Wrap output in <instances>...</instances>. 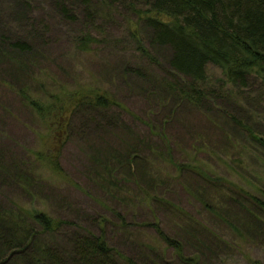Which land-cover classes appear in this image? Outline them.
I'll return each mask as SVG.
<instances>
[{"label": "rangeland", "instance_id": "rangeland-1", "mask_svg": "<svg viewBox=\"0 0 264 264\" xmlns=\"http://www.w3.org/2000/svg\"><path fill=\"white\" fill-rule=\"evenodd\" d=\"M22 2L0 0L2 33L33 42L29 53L0 49V203L17 202L95 233L102 223L108 242L129 254V241L157 247L151 223L158 221L184 241L186 252H204L210 264H264V217L232 208L228 187L207 186L197 173L264 190V154L251 140H231L239 129L223 115H208L187 101L176 106L166 97L171 52L147 43L137 12L148 7L135 0H92L94 11H85L76 0H65L62 14L51 0H28L31 9L22 14ZM130 32L141 35L147 53ZM222 75L208 67L212 83ZM86 86L108 91L121 106L99 112L115 119L111 124L98 114L75 116L60 155L61 176L35 157L38 150L49 153L53 135L18 91L48 100V94ZM241 105L254 117L251 125L264 132V102ZM130 152L135 170L126 163ZM203 199L228 211L233 222L205 211Z\"/></svg>", "mask_w": 264, "mask_h": 264}, {"label": "trees", "instance_id": "trees-1", "mask_svg": "<svg viewBox=\"0 0 264 264\" xmlns=\"http://www.w3.org/2000/svg\"><path fill=\"white\" fill-rule=\"evenodd\" d=\"M76 1L84 6L85 11L93 9L92 0ZM135 1L148 7L144 12H137L148 29L147 43L168 47L171 52L170 68L166 71L168 77L163 80L168 90L165 96L174 98L176 106L180 101H187L207 114L212 113L214 117L216 113L223 115L239 129H234L236 136L231 137V140H251L256 149L258 147V151L264 154V132L258 128L257 122L255 126L251 125L254 117L249 111H243L241 105L254 99L260 104L264 102V0ZM51 2L62 14H67L65 0ZM29 9L31 5L28 0H23L22 14ZM115 11L112 9L109 13ZM130 35L139 48L147 53L142 46L141 35L135 32H130ZM4 47L19 53H29L33 42L32 38L22 35L11 38L9 33L0 30V49ZM12 55L8 52L6 56L12 58ZM209 66L218 67L223 74L213 83L208 76ZM18 92L39 119L49 125L53 135L49 153L38 150L34 153L35 157L48 163L61 176H64V172L60 155L70 138L75 116L80 115L88 120L85 118L87 115H101L99 112L102 109L121 106L108 91L93 86L48 94V100L31 96L22 90ZM101 116L109 124L115 120L106 119L104 114ZM166 146L170 152L169 144ZM126 157L129 169L135 170L134 152ZM176 166L179 170H195V166L188 164ZM197 171L207 186L211 185L216 190L223 185L228 187L227 191L232 195L228 196L227 201L232 208L248 211L247 216L252 219L264 217L263 189L254 188L253 191L237 186L231 179L227 181L205 170ZM202 204L205 211L220 217V220L233 222L232 215L217 208L213 200L203 199ZM114 213L120 218L119 213ZM120 219L124 220V217ZM101 224L99 232L95 233L17 202L9 207L0 203V264H202V259L206 257L204 252H186L184 241L168 234L158 221L151 223L157 235V247L148 244L153 241L146 245L129 241L132 254L125 253L108 242ZM229 225L234 229L233 223ZM66 229L72 231L68 233ZM166 249H172V252L166 254ZM211 261L210 257H206L203 264H210Z\"/></svg>", "mask_w": 264, "mask_h": 264}]
</instances>
